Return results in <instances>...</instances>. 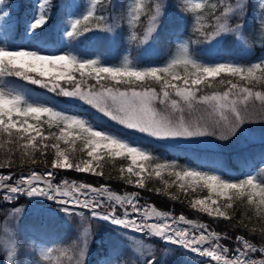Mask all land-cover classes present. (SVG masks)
<instances>
[{"label":"snow or ice","instance_id":"1","mask_svg":"<svg viewBox=\"0 0 264 264\" xmlns=\"http://www.w3.org/2000/svg\"><path fill=\"white\" fill-rule=\"evenodd\" d=\"M249 2L88 0L83 11L73 14L57 30L59 40L70 45L90 38L89 34L101 38L106 33L117 35L126 30L130 50L117 64L72 50L47 51L50 38L45 36V30L53 19L54 0H36L35 12L23 29L26 43L16 45V36L3 33L0 169H12L17 153L22 164L33 165L38 163L36 153L46 157L50 149L53 154L51 166L47 167L45 159L41 171L29 168L26 174L0 172V209L4 210L0 212V251L7 257L6 264H19V223L25 210L16 204L24 197L43 198L57 205L64 216L80 217L77 235L70 244L34 246L35 264H87L90 241L94 238L91 221L108 223L120 230L119 242L112 247L115 255L104 264H164L149 240L162 242L165 250L171 246L206 258V264H264V247H258L243 234L222 235L208 223L141 204L136 191L117 194L107 184L56 180L65 171L103 177L102 161L121 158L128 164L119 168V179L135 188L144 189L146 180L153 176L160 178L166 188L171 187L163 180L162 173L166 172L175 177L172 184L185 194L206 190V196L193 198L189 206L213 221H232L229 213L237 201L245 203L258 218H264V171L248 172L233 179L219 172L180 165L152 150L155 141L240 139L248 131L246 125H264V56L247 64L231 60L208 63L190 53L191 43L222 46L230 39L238 46L249 47L243 23ZM170 6L191 25L197 39L179 41L162 64L140 63L131 55V49L156 43ZM259 9L264 10V0H259ZM8 15L0 8V20ZM259 22L262 27L258 38L264 49V17ZM217 78L223 90L207 92L205 88H211ZM17 81L87 105L117 127L105 128L83 115L38 102ZM149 81L158 87L150 86ZM137 133L147 143L137 140ZM78 141L82 145L79 151L86 158L73 161L70 153L77 151ZM260 164L264 166V158ZM156 192L159 194L160 190ZM170 199L176 201L178 197L171 195ZM76 209L87 210V215ZM233 227L239 230L247 225L237 223ZM224 240L234 243L226 245ZM259 242L264 243V230ZM257 255L261 258H254Z\"/></svg>","mask_w":264,"mask_h":264},{"label":"trees","instance_id":"2","mask_svg":"<svg viewBox=\"0 0 264 264\" xmlns=\"http://www.w3.org/2000/svg\"><path fill=\"white\" fill-rule=\"evenodd\" d=\"M3 2L8 5V16L4 17V25L2 27V32L0 33V38H4L3 33L8 32L10 36H16L15 44L18 45L20 42H26V39L23 37V29L29 19L35 12V0H3ZM119 3H123L124 0H118ZM171 3H175L176 0H169ZM210 2H215V0H210ZM56 8L53 12L52 22L48 25L45 30V36L50 38L48 44H64L59 40L58 29H61L65 26L68 21L72 18V12L69 10V5H72L76 1L74 0H54ZM78 6V5H77ZM253 4L252 0L249 2L247 8V16L245 17L244 23V35L249 38V54L243 51L240 53L241 47L238 46L234 40L230 39L229 41H224L223 45H217L215 54L222 57H237L242 58L244 61H249L261 56H264V49L260 46V40L258 38L259 32L261 30V23L259 18L253 13ZM120 9H117L119 13ZM5 21H10V23L5 24ZM236 21H234L235 23ZM164 29L158 41V47L156 51H151L149 53L145 52L140 56V50L133 47L131 49V55L136 57L140 63L145 62L149 59L156 61L165 62L168 60L170 54L175 51L177 43L180 39H186V41H195L197 37L192 32L191 25L184 22L180 14L173 8L169 7L167 17L163 21ZM55 27V28H54ZM119 31V30H118ZM104 37L97 38L92 37L89 34L90 38L81 39L80 41H75L72 44L68 45L69 50L75 51L78 55L90 56L93 55L100 60L104 59L109 53H114L115 58L118 61H121L129 48L127 41V31L119 32V34H114L113 40L109 37L108 33L103 34ZM54 38V39H53ZM112 43H110V41ZM252 41H255L252 43ZM205 43V42H204ZM204 43H191L190 51L193 53L197 52V48L201 47ZM110 46L114 47L110 49ZM117 55V56H116ZM120 56V58H119ZM227 79V77H223ZM219 78L216 82H213L211 88H205L207 92L212 91H222L223 86L218 83ZM17 83L22 87L23 90L27 91L30 97H39L47 100V103L50 105H55L60 109L67 110L70 109L72 112H75L79 115L86 116L88 119L92 120L94 123L103 124L106 128H111V124L104 119H100L94 111L78 102H72L67 100L64 97H57L54 94L48 93L43 89H39L36 86L28 85L23 81H17ZM91 83V81H90ZM149 85L152 87H158L154 82L149 81ZM255 87L259 88V85ZM70 112V111H69ZM250 128H254L260 131H264V125L260 123H253L247 125ZM56 129H52L55 131ZM45 131L47 128L45 126ZM215 139V138H214ZM216 141H220L215 139ZM52 141H49L51 143ZM225 142V141H222ZM154 147L152 150L157 156H161L164 159L176 160L180 165L191 166V167H201L203 169H217L221 174L230 177L238 178L242 175L252 172L253 174L264 171V166L260 164L262 158H264V139L262 141L248 144L236 149H209L202 150L198 149L192 150L184 146L173 145L169 146L163 142H154ZM77 151L76 154H82L79 149L81 144L77 142ZM84 155V154H82ZM38 163L33 165L30 162L21 163V157L17 153L14 157L15 163L12 169H0L1 171L11 170L15 173L28 171L29 168L41 171L45 168L44 160L47 159V167H50V161L53 158V154L49 149L46 157L40 156L39 153H36L34 157ZM103 164V177H96L90 174L76 173L75 171H65L57 175L56 180L62 181L63 179L81 181L89 183L95 186L101 184H107L110 189L113 190H131L136 189L134 186L125 183L119 179L120 172L119 168L121 166L125 167L128 164V161L121 158H116L114 161L105 158L102 161ZM158 182V181H157ZM154 178L146 180V187L144 189H138L141 193L151 196L152 202L161 209H173L175 212H184L189 215H194L202 218L203 220L209 221L212 226L218 231L225 233L226 235H236L243 234L246 238H249L253 242L263 245L264 243L259 242V235L262 230H264V218H258L254 211L249 209L245 203L240 201L235 202L234 209L230 210V215L233 216L232 221H223L216 220L213 221L211 218L206 215L200 214L189 206V201L193 193H189L187 198L179 197L178 200L173 201L170 199L171 195H165V192H156L155 184L157 183ZM184 194V193H183ZM182 201V202H181ZM30 202L26 197L22 198L19 203L16 204V207H23V204ZM45 208V207H44ZM3 209H0V212H3ZM56 214H50L46 209H41L38 212L28 215L20 220L22 236L20 237V251L17 256L19 264H28L29 260L24 256L28 247L29 234L31 230H34L36 234L41 238H55L59 242L71 243L74 237V228L73 226L80 223L79 217H66L62 213L61 216ZM94 226L92 227L93 231V240H91V255L87 264H102L101 258L107 257V255H115L112 251L114 244L118 243V230L112 229L98 221H91ZM240 223L242 225H247V228L241 227L239 230L233 227L234 224ZM157 249V255L161 253L163 256L164 264H189L185 261V256L187 251L181 250L179 248H169V252L162 254L164 246L162 242L158 240H149ZM148 241V242H149ZM224 243L231 245L234 241L224 240ZM27 243V244H26ZM189 253V252H188ZM192 254V253H191ZM193 255V254H192ZM197 258H199L197 256ZM198 264H206V261L199 258ZM0 264H5V256L2 251H0Z\"/></svg>","mask_w":264,"mask_h":264},{"label":"rangeland","instance_id":"3","mask_svg":"<svg viewBox=\"0 0 264 264\" xmlns=\"http://www.w3.org/2000/svg\"><path fill=\"white\" fill-rule=\"evenodd\" d=\"M74 1L77 2V4L75 3V5H78L79 7H72V5H74V4H72V5H69V10L72 12V15L73 14L78 15L81 11H83V8H84V6L87 5L88 0H74ZM209 2H210V0H209ZM246 2H247V0H246ZM252 4H253V9H252L253 10V13L260 20L261 17H264V10L259 9V0H252ZM0 8H2L4 11H6L8 13L9 7L4 2L0 3ZM3 24H4V18L2 20H0V32L2 30ZM261 27H262V25H261ZM108 35L113 40L114 34L113 33H108ZM3 39L4 38H1L0 40H3ZM109 41H110V43H112L111 40H109ZM180 41H186V39H180ZM21 43H26V42H21ZM157 47H158V41H156L155 44H151L150 43L147 46L141 47V50L139 52L140 53V56L143 55L145 52L149 53L151 51H156L157 49H155V48H157ZM216 47H217V44L209 45L208 43L205 42L201 47L197 48V52L196 53H193V51H190V53H191V55L194 58H197L198 60H200L202 62H208V63H211V62H214V61H221V60H231V61H235L237 63L247 64L250 61H253V60L256 59L255 58V59H252V60H249V61L246 62V61L242 60V58L218 56V55L215 54L216 53L215 52ZM113 48L114 47L110 46V49H113ZM61 49L69 50L70 47L68 45H66V44H53V43H50V44L47 45V51H59ZM129 50L130 49H127L126 51L129 52ZM243 51L246 52L247 54H249V52H248L249 51V47H241L240 53H243ZM86 57L96 58L93 55L86 56ZM119 58H120V56H119ZM118 60L115 58V54L114 53H109L101 61L102 62H105V63H108V64H117V63L120 62ZM147 63L162 64L164 62L163 61H156V60H152V59H149V60H147L145 62H142V64H147ZM31 98L34 99V100H37L38 102L47 103V100H45L43 98H39V97H37V98L31 97ZM67 100H69V99L67 98ZM69 101H72V100H69ZM72 102H77V101H72ZM78 103H80V102H78ZM66 111H68V112L70 111V113H72V114H77L75 112H72L70 109H67ZM94 113L97 116H99L100 119H104L105 121L109 122L111 124V126H112L111 127L112 129H115L117 127L114 124H112V122L108 121L106 118H102L95 111H94ZM98 124H100V123H98ZM101 125H103V124H101ZM246 127L248 128V131L245 133L244 137H242L240 139H233V140H230V141H225V142H222V141H219L218 142V141H216L212 137H209V138H200L199 140L190 141V142H185V141H167V142H164V141H155V142H163V143H165V144H167L169 146H173V145L184 146V147H187L189 149L196 150V151L200 148V149L206 151V150H209V149H223V148L224 149H229V147H231L232 149H236V148H239V147L248 145V144H252V143H256V142L262 141L264 139V131H260V130L254 129V128H250L247 125H246ZM134 135H135V138L137 140H139L140 142L147 143V139L141 137L140 134L137 133V134H134ZM61 146L64 147L63 144ZM77 147L78 146L76 145V148ZM70 157L73 159V161H78L80 159H85L86 158V154H84V155H82V154L77 155L76 152H75V153H70ZM167 160H170V159H167ZM125 167H127V165ZM191 168H193V169H201V170L209 171V172H220L217 169H203L201 167H191ZM8 171H11V170H6V171H1L0 170V172H5V173L8 172ZM20 173H22V172H20ZM20 173H18V174H20ZM23 173L26 174L27 171H25ZM125 175H127V174H125ZM162 176H163V180L168 181L169 184H171L172 186L166 188L165 187V184L163 183V181L160 178L153 176L152 178H154L156 180V182L158 181L155 184V189L156 190L159 189L161 192H167L169 195H176L178 198L179 197H182V198L186 197L187 198V196H188L189 193H193L191 195V199L190 200H192L193 198H201V197H204V196L207 195V191L206 190H203V191H199L198 190L197 192L189 191L187 194H185L184 192L180 191L176 187V185L172 184V181L175 180V177L168 176L166 172L165 173H162ZM133 179H135V178L133 177ZM77 182L78 183H85V182H81V181H77ZM133 191L139 192L140 203L141 204L148 203V204H151V205H154L155 206V204L151 200V196H149L147 194H144V193H141L139 190H137V188L136 189H131V190H125V191L116 190V192H118V194H124L125 192H133ZM28 199L31 200L30 198H28ZM23 205H24V210H25L24 211L23 218L24 217H27L30 214H33L35 212H38L41 209H43V210L46 209L47 212H49L50 214H56V215H58V213H60L58 211V206H56L55 204L43 205V204H40V203L32 202L31 201V202H28V203L23 204ZM19 207H21V206H19ZM155 207L158 210L171 211L174 215H180V214L189 215V214H186L184 212H175L173 209H161V208H158L157 206H155ZM76 211H84L85 214L87 215V210L76 209ZM61 215H62V213L59 214V216H61ZM196 217L197 218H200L198 216H196ZM78 219H80V217ZM202 221H206V220H202ZM98 222H100V221H98ZM206 222L209 224V226H210V228L212 230H215L217 232H220L217 229H215L214 226H212L209 221H206ZM91 223H92V227H93L94 224H93V222H91ZM100 223H102L103 225H106L108 227H111L112 229H115V230L120 231L118 228H116L113 225H109L108 223H104V222H100ZM79 225H80V223L78 225L73 226V228H74V237H76V235H77V229H78V226ZM220 233L222 235H226L225 233H222V232H220ZM21 236H22L21 223H19V241H20V237ZM29 238L30 239L28 241V244L26 243L28 249H27L26 253L24 254V256L26 258H28V260L31 261L32 264H35V259H36V257L33 255V248H34V246H36V245H45V244H47V245L50 246L52 243H55L57 245H67V244H70V243L59 242L55 238H44L43 239V238L39 237L34 230H31V232L29 234ZM250 242L255 243L252 240H250ZM148 243L152 244L150 241ZM222 243H224V242L222 241ZM224 244H226V243H224ZM226 245H228V244H226ZM260 246H262V245H260ZM91 247H92V245H91V241H90V252H89V255H88V258H87V263L89 261L90 255H91ZM170 248H171V246H170ZM172 248H174V247H172ZM167 252H169V250H165V249L162 250V254H166ZM4 256H5V264H6L7 257H6V255H4ZM158 256H161V253L158 254ZM197 256L198 255H196V254H193L192 255L191 253H188L187 252V254L185 256V261H187L189 264H198L197 262L199 261V258H201V257L198 256L199 258H197ZM112 257H114V256L113 255H107V257H104L103 256L101 258L102 264H104V261L106 259H111ZM162 258H163V256H162ZM254 258L259 259L261 257L259 255H257ZM16 259H17V257H16ZM201 259L204 260V261H206L205 258H201Z\"/></svg>","mask_w":264,"mask_h":264},{"label":"water","instance_id":"4","mask_svg":"<svg viewBox=\"0 0 264 264\" xmlns=\"http://www.w3.org/2000/svg\"><path fill=\"white\" fill-rule=\"evenodd\" d=\"M31 199V198H30ZM33 202H37V200L39 201V202H37V203H41V204H43V205H47V204H54L53 202H50V201H45V200H43V198H37L36 200H33V199H31ZM57 206V205H56ZM186 216V215H185ZM187 218H189V219H193V220H195V221H197V222H200V223H207V222H204V221H202L201 219H198V218H196V217H190V216H186ZM109 225H111V224H109ZM257 245V244H256ZM206 259V258H205Z\"/></svg>","mask_w":264,"mask_h":264}]
</instances>
